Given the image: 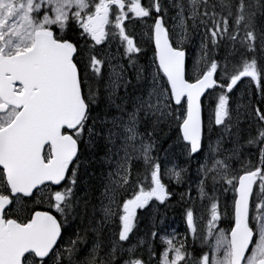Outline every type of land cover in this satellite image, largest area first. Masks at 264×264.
I'll use <instances>...</instances> for the list:
<instances>
[{
  "label": "snow or ice",
  "instance_id": "1",
  "mask_svg": "<svg viewBox=\"0 0 264 264\" xmlns=\"http://www.w3.org/2000/svg\"><path fill=\"white\" fill-rule=\"evenodd\" d=\"M192 161L207 251L133 242ZM0 264H264V0H0Z\"/></svg>",
  "mask_w": 264,
  "mask_h": 264
},
{
  "label": "trees",
  "instance_id": "2",
  "mask_svg": "<svg viewBox=\"0 0 264 264\" xmlns=\"http://www.w3.org/2000/svg\"><path fill=\"white\" fill-rule=\"evenodd\" d=\"M145 2H147V0H145ZM146 39V37L142 38L140 40L141 43V47L148 49V45L144 43V40ZM152 52L150 50H148L147 55L149 56ZM190 63V62H189ZM254 88V87H253ZM168 144H165L164 147H167ZM177 152L181 153V150L179 148H177ZM182 154V153H181ZM162 155V154H161ZM183 155V154H182ZM179 161L181 164L185 163V156L184 157H176L173 159V162ZM168 186L169 191L171 192L172 196L171 198L164 204H160L159 202H154L153 205H191L190 202H188V200H186V190L184 189V186H182V184H177L175 182V180H169V178H167V181L165 182ZM183 197V198H182ZM155 208H149L146 212L145 217L150 214L151 212H153ZM169 216V214H167V217ZM175 216V215H174ZM170 218H172L171 216H169ZM175 219V226H177L176 232L175 234L178 236V238H180V236L182 234L186 235L185 231H182V229L185 227V224L182 220V216H178L176 215L175 217H173ZM150 223L152 222V220L149 221ZM141 230V228H140ZM182 231V232H181ZM173 233V232H172ZM169 233V234H172ZM147 236L148 239L150 238L149 235L147 233H140L138 235L137 232H135L134 238L137 239L138 237H144Z\"/></svg>",
  "mask_w": 264,
  "mask_h": 264
},
{
  "label": "rangeland",
  "instance_id": "3",
  "mask_svg": "<svg viewBox=\"0 0 264 264\" xmlns=\"http://www.w3.org/2000/svg\"><path fill=\"white\" fill-rule=\"evenodd\" d=\"M193 50H194V49H193ZM102 51H107V49H102ZM113 52H115V48H114V47H113ZM195 55H196V51H195ZM246 83H248V82H246ZM245 89H248V90H249V87H248V86H243V87H241L240 89H238V92H241V91L244 92ZM189 182H193L192 185L196 186V190H197V185H196V182H197L196 171H195V178H194V179H191ZM197 193H198V201H199V205H201L202 203H201V201H200V194H199L198 191H197ZM227 195H228V197H229V202H230V198H231L232 193L229 192ZM221 200L224 201V196H223V195L220 196V201H221ZM200 203H201V204H200ZM203 205H208V202H207V201H204Z\"/></svg>",
  "mask_w": 264,
  "mask_h": 264
},
{
  "label": "flooded vegetation",
  "instance_id": "4",
  "mask_svg": "<svg viewBox=\"0 0 264 264\" xmlns=\"http://www.w3.org/2000/svg\"><path fill=\"white\" fill-rule=\"evenodd\" d=\"M214 118H215V116L214 117H210L208 113L204 116V120H205L204 129H205V132H207V129L210 127V125L212 123H214ZM213 138H215V137H213ZM247 161H248V158H244V163L247 162ZM198 212H199V214H197V213L196 214L199 217L202 212H205V210H204V208H201L200 211H198ZM206 218H207V213H206ZM206 218H205L204 223H206ZM206 251H207V249H206Z\"/></svg>",
  "mask_w": 264,
  "mask_h": 264
}]
</instances>
